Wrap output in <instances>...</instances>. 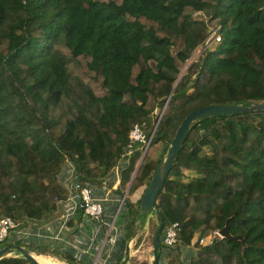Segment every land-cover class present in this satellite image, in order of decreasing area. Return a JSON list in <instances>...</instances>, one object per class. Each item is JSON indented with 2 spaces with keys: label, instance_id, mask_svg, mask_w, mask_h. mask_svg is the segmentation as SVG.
<instances>
[{
  "label": "trees",
  "instance_id": "trees-1",
  "mask_svg": "<svg viewBox=\"0 0 264 264\" xmlns=\"http://www.w3.org/2000/svg\"><path fill=\"white\" fill-rule=\"evenodd\" d=\"M212 30L214 48L182 74ZM172 90L118 218L116 264L129 263L126 245L149 216L142 196L130 197L149 184L184 118L211 103L264 102V0H0V217L53 218L69 196L59 177L66 163L98 182L134 125L151 135ZM141 155L123 172L122 190ZM155 207L160 223L180 224L185 245L227 220L243 236L197 240L192 264H264V110L194 121ZM0 264L32 263L18 254Z\"/></svg>",
  "mask_w": 264,
  "mask_h": 264
},
{
  "label": "built area",
  "instance_id": "built-area-1",
  "mask_svg": "<svg viewBox=\"0 0 264 264\" xmlns=\"http://www.w3.org/2000/svg\"><path fill=\"white\" fill-rule=\"evenodd\" d=\"M216 38L220 39L219 36ZM150 143V136H147L144 127L141 124L134 125L119 161L110 173L98 182L81 180L74 164L68 161L59 174L61 182L69 191L67 199L60 202V211L50 220L41 223L19 221L11 216L0 217V243L7 242V246H14L17 242L30 243L34 237H44L53 243L47 247L49 252L58 250L62 244L68 251L73 248L75 254L69 255L74 261H84L86 264H116L123 236L118 218L124 210L128 196V191L121 189L123 172L130 165L135 151L141 149L143 153ZM120 189L121 194L118 192ZM113 202L117 203V207L115 212L111 213L110 204ZM108 214L112 215L108 217ZM80 216L89 221H81ZM87 222L92 225L91 229L88 228ZM180 230L178 222L164 226L160 238L164 249L159 260L162 261L164 256L167 257L170 252L177 250L181 264H192L191 261L200 248L195 247V242L190 245L183 244ZM220 239H223L220 229H216L202 236L199 243L206 246ZM68 262L69 260H64L60 264Z\"/></svg>",
  "mask_w": 264,
  "mask_h": 264
},
{
  "label": "water",
  "instance_id": "water-1",
  "mask_svg": "<svg viewBox=\"0 0 264 264\" xmlns=\"http://www.w3.org/2000/svg\"><path fill=\"white\" fill-rule=\"evenodd\" d=\"M174 90H172L171 94L168 97V100L162 109L161 114L159 115L157 119L156 126L153 130V132L150 135V139L152 140V137L155 133V130L160 122V119L166 110V107L168 105V101L172 95ZM254 110H264V102L261 103H254L250 105H242V104H230V103H211L206 106L194 109L191 111L183 120L182 124L179 126V128L176 131V134L167 150V153L164 155V157L161 159L159 162L157 168L155 169L153 176L149 182V184L146 186L144 193L141 198V212L144 216L146 215H151L155 211V205L157 202V196L161 191H163L165 182L167 178L169 177V174L172 170L173 164L175 162L176 157L179 154L180 148L182 144L185 141V137L188 133V130L190 129L191 125L193 124L194 121L201 117L205 116H219L223 114H237L240 112H249V111H254ZM147 152V149L143 152L141 155V158L139 160V163L134 171V174L131 178V182L128 186L127 191H129V188L131 187V184L134 181V178L139 171V168L141 166V163L144 160L145 154ZM165 226V222L161 220L160 225L158 226V229L156 231V234L154 236V241H153V251H154V256H153V261L151 264H158L159 263V256H158V250L160 246V238L161 234L163 232ZM220 234L222 235L223 238H226L228 240H241L244 241L243 236L241 235H233L230 231V224L229 220L226 221V224L224 225L223 228L220 229ZM20 252L24 258H26L29 262L32 264H40L37 260V258L29 252L28 249L20 246V245H14V246H4L0 248V260L4 257H7L11 255L13 252ZM125 254L127 256V259L129 260L130 258V245L126 246V251ZM66 264H74L72 262H68Z\"/></svg>",
  "mask_w": 264,
  "mask_h": 264
},
{
  "label": "rangeland",
  "instance_id": "rangeland-1",
  "mask_svg": "<svg viewBox=\"0 0 264 264\" xmlns=\"http://www.w3.org/2000/svg\"><path fill=\"white\" fill-rule=\"evenodd\" d=\"M194 16H195V19H198V20L199 19H206V16H204L202 12H196L194 14ZM212 32H213V30H212ZM214 33H215V31L211 34L212 36H210V38L203 45L198 46V48L192 53L190 59L187 61V64L182 69V74L186 71L187 65H189L194 60L198 59L199 55L201 54V52L205 48H207L211 44H212L211 47L214 48V46L216 44V42L214 43L215 38H213ZM166 110H167V107H166ZM161 112H162L161 110H157L155 112V115H153L154 121H157V118L159 117ZM205 151L210 152L209 147H205ZM163 152H164V147L162 146L159 149H154L151 152V155L154 159H159L162 156ZM139 160L136 164V167L139 163ZM185 172H187L188 175L193 174L190 171H185ZM130 182H131V180L128 182L126 188L123 190L124 192L127 191ZM146 186L147 185H143V186L139 187L135 191V193L130 197L131 201L133 203H136L138 201V199L141 198V196L144 193ZM159 225H160V222H159L158 216L156 215V213H153V214L148 216V218L146 219V222L143 226H139L138 232L136 233L135 237H133L131 239V241L129 242L132 250L130 251V260H129L128 264H147V263L151 264L152 263L153 256H154L153 241H154V236L156 234V231H157ZM90 226L92 227V225H90ZM212 231L208 232L207 234L211 233ZM91 232H92V230H91ZM207 234H205V235H207ZM202 236H204V235H202ZM199 238H200V235H199V232H197L195 234L194 239H193V242H195V247H197V248H200L196 243L197 240H199ZM132 240H134L133 243H131ZM4 246H7V242L0 243V248H2ZM28 250L30 252H34V253H40V252L45 253V252L40 251L39 249L33 248V247H29ZM172 253H173L174 257L171 259L168 258V263L169 264H181L179 261V258L177 259L175 257V255L178 253L177 250H173ZM45 254H49V253L46 252ZM178 256H179V254H178Z\"/></svg>",
  "mask_w": 264,
  "mask_h": 264
},
{
  "label": "crops",
  "instance_id": "crops-1",
  "mask_svg": "<svg viewBox=\"0 0 264 264\" xmlns=\"http://www.w3.org/2000/svg\"><path fill=\"white\" fill-rule=\"evenodd\" d=\"M120 194H121V192H120ZM116 207H117V203L116 202H113L112 204H110V209H111V213H114L115 212V209H116ZM112 214H108V217L109 216H111ZM80 218H81V221H84V222H86V221H89V220H87L86 218L84 219L83 218V216L81 217L80 216ZM35 223H40V222H35ZM87 225H88V228L90 229L91 228V224L89 223V222H87ZM47 231V230H46ZM45 231V232H46ZM136 235V234H135ZM135 235L134 236H132V238L133 237H135ZM131 238V239H132ZM131 239L128 241V243L131 241ZM128 243H127V245H128ZM22 244H24V245H27V244H29V243H22ZM30 244H32V245H34V246H36V247H40V249L41 248H49V246H51V244L53 245V243L51 242L50 243V241L49 240H47L46 238H44V237H38V238H36V237H34L32 240H31V242H30ZM126 245V246H127ZM22 247H24V246H22ZM97 247V246H96ZM25 248V247H24ZM47 248V249H48ZM27 249V248H26ZM64 250V252H62ZM70 251H68V250H66V247H64V245H62V244H60V247H59V249L58 250H56V251H53V252H49V254H45V253H34V252H30L31 254H33L37 259H38V261L41 263V264H60L62 261H64V260H67L66 258H65V256H66V254H75L72 250H73V248L71 249H69ZM132 249H131V247H130V251H131ZM65 251H67V252H65ZM125 251H126V249H125ZM44 252V251H43ZM21 255V256H23L20 252H13L12 253V255L13 256H17V255ZM126 255V254H125ZM130 259V258H129ZM161 261V260H160ZM75 264H86V262H84V261H78V260H75V262H74ZM160 264H169L168 263V257H166V256H164V258L162 259V261L160 262Z\"/></svg>",
  "mask_w": 264,
  "mask_h": 264
},
{
  "label": "bare ground",
  "instance_id": "bare-ground-1",
  "mask_svg": "<svg viewBox=\"0 0 264 264\" xmlns=\"http://www.w3.org/2000/svg\"><path fill=\"white\" fill-rule=\"evenodd\" d=\"M38 260V259H37ZM39 262V261H38ZM40 263V262H39ZM41 264V263H40Z\"/></svg>",
  "mask_w": 264,
  "mask_h": 264
}]
</instances>
